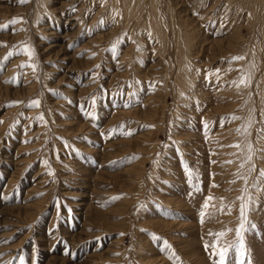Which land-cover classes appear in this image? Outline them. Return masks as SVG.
<instances>
[{
	"label": "rangeland",
	"instance_id": "obj_1",
	"mask_svg": "<svg viewBox=\"0 0 264 264\" xmlns=\"http://www.w3.org/2000/svg\"><path fill=\"white\" fill-rule=\"evenodd\" d=\"M5 25L0 264H264V0H0Z\"/></svg>",
	"mask_w": 264,
	"mask_h": 264
},
{
	"label": "snow or ice",
	"instance_id": "obj_2",
	"mask_svg": "<svg viewBox=\"0 0 264 264\" xmlns=\"http://www.w3.org/2000/svg\"><path fill=\"white\" fill-rule=\"evenodd\" d=\"M19 2L21 3V4H25V3H27L28 2V0H19ZM26 21H23V19L22 18H14L11 22H10V25H15V24H17V23H25ZM10 25H5V26H3V28L2 29H0V30H6ZM23 30V29H22ZM7 45H0V47H6ZM22 50H23V52H24V54H26V55H28L30 58L34 55V50L33 49H31V48H29L27 45H24L23 46V48H22ZM139 50V49H138ZM12 53H10V55H11ZM242 59H244V57H234L233 58V60H242ZM21 67L23 68V67H31V68H33V70L35 71V65H31V64H29V65H21ZM97 67H99V66H97ZM246 80H247V78L246 77H242L241 78V80H240V84H243L244 86H247V83H246ZM237 86H239V85H237ZM51 91V90H50ZM52 94L53 95H57V96H59V95H61V94H59V93H56V92H52ZM20 103H22V102H20V101H16V102H13V104L14 105H19ZM39 104H40V102H39V100H35V101H32L31 103H30V107H39ZM234 119H237V117H233ZM43 119V117H41V120ZM0 123H2V121H0ZM128 135H131V133H128ZM66 143V142H65ZM66 146H67V144H66ZM237 147H239V145H237ZM249 151L251 152V146H249ZM251 159V156H249V160ZM241 167H243V165H241ZM51 174H53L54 175V173H51ZM215 186V185H214ZM214 198L213 197H211V196H209V197H207L206 198V202H205V204L203 205V208H205V209H207L208 207H209V203H208V201H212ZM243 211H244V209L242 208L241 209V212H242V214H243ZM202 216H203V213H202ZM201 222H203V219L201 220ZM241 232L243 231V225H241V230H240ZM219 236H224V233H219L218 234ZM238 235H239V233H238ZM241 239H242V237H241ZM241 255L243 256L244 255V252H243V245H241ZM226 253H227V249H224L223 251H218L217 252V255L219 256V261H220V264H225V260H226ZM241 264H243V262H241Z\"/></svg>",
	"mask_w": 264,
	"mask_h": 264
}]
</instances>
